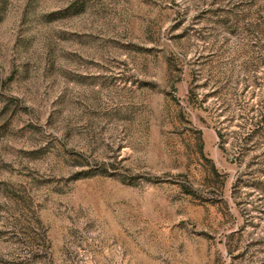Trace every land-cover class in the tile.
<instances>
[{
	"label": "rangeland",
	"instance_id": "1",
	"mask_svg": "<svg viewBox=\"0 0 264 264\" xmlns=\"http://www.w3.org/2000/svg\"><path fill=\"white\" fill-rule=\"evenodd\" d=\"M0 264H264V0H0Z\"/></svg>",
	"mask_w": 264,
	"mask_h": 264
},
{
	"label": "trees",
	"instance_id": "2",
	"mask_svg": "<svg viewBox=\"0 0 264 264\" xmlns=\"http://www.w3.org/2000/svg\"><path fill=\"white\" fill-rule=\"evenodd\" d=\"M217 134L220 135L219 132H217ZM213 168H214V167H213ZM214 170H215V169H214Z\"/></svg>",
	"mask_w": 264,
	"mask_h": 264
}]
</instances>
